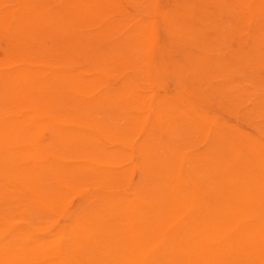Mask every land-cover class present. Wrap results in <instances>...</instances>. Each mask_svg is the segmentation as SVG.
<instances>
[{"label":"bare ground","instance_id":"6f19581e","mask_svg":"<svg viewBox=\"0 0 264 264\" xmlns=\"http://www.w3.org/2000/svg\"><path fill=\"white\" fill-rule=\"evenodd\" d=\"M261 124L264 0H0V264H264Z\"/></svg>","mask_w":264,"mask_h":264},{"label":"rangeland","instance_id":"374dc122","mask_svg":"<svg viewBox=\"0 0 264 264\" xmlns=\"http://www.w3.org/2000/svg\"><path fill=\"white\" fill-rule=\"evenodd\" d=\"M179 53H176L175 55H177V59L179 62H183V60L185 58L181 57L180 55H178ZM201 75V74H199ZM172 83L174 84V81H172ZM213 100V101H212ZM211 101H212V104L214 102V108L216 109V113H218L219 115L223 116L224 120L230 122L232 125H235V126H238L244 130H252V131H256L255 128V123L252 122L250 119H247V118H243V117H240L239 115H235L227 110V107L224 106V103L220 100H216L214 98H211ZM248 104V103H247ZM261 127L264 128V125L261 124L260 125ZM127 184V183H125ZM78 202L75 200L73 201V208L75 209L76 206H77ZM47 221V220H45Z\"/></svg>","mask_w":264,"mask_h":264}]
</instances>
